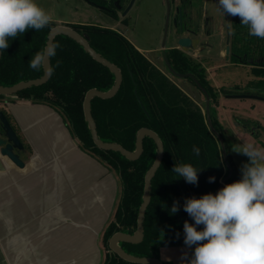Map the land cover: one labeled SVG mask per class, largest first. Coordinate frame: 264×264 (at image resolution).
<instances>
[{
  "label": "trees",
  "instance_id": "obj_1",
  "mask_svg": "<svg viewBox=\"0 0 264 264\" xmlns=\"http://www.w3.org/2000/svg\"><path fill=\"white\" fill-rule=\"evenodd\" d=\"M89 2L107 6L105 0ZM109 16L118 19L116 12H110ZM231 23L234 30L232 46L237 52L245 46L249 51H264V39L250 36L248 28L240 24V17H232ZM57 26L51 22L39 31L29 29L9 40V47L1 51V87H13L44 76V69L33 71L29 61L47 46L48 36ZM65 26L87 35L93 50L117 66L123 76L121 87L113 98L96 97L92 100V115L99 139L135 152L137 133L148 128L163 143L164 158L152 180L150 204L144 218V240L140 244L120 243L129 255L160 259L162 248L186 246L183 224L186 220L194 224L183 208L186 199L216 194L226 184L242 178L234 169L229 146L226 145L229 134L218 119L215 104L218 105L219 94L209 87L210 82L205 79L199 64L178 49L163 52L162 65L169 72L167 76L160 66L152 63L118 31L98 25ZM53 43H59L61 47L51 59L49 80L14 96L18 100L49 106L59 113L83 152L118 176L120 197L101 236L103 264H134L112 252L109 241L114 234L133 235L137 230L145 177L157 157L156 143L146 137L143 154L137 161H130L119 152L98 148L85 120L83 105L90 90L110 91L116 76L73 38L58 35ZM57 61H60L59 66ZM256 73L264 78V69H258ZM184 79L204 91L205 111L174 81ZM254 86L264 93V80L255 82ZM4 98L6 96L0 95V99ZM228 139L232 138L229 136ZM194 147L199 148V156L194 154ZM185 163L199 170L198 184H189L172 172L176 164ZM210 177L215 180L209 182ZM175 202H178L179 211L173 214L170 210ZM202 229L203 225L197 226V230Z\"/></svg>",
  "mask_w": 264,
  "mask_h": 264
},
{
  "label": "crops",
  "instance_id": "obj_2",
  "mask_svg": "<svg viewBox=\"0 0 264 264\" xmlns=\"http://www.w3.org/2000/svg\"><path fill=\"white\" fill-rule=\"evenodd\" d=\"M56 24L98 25L123 34L87 21ZM172 48L178 47L158 51ZM4 104L30 152L24 168L0 171V264H103L101 236L119 198L117 178L83 152L51 107L15 96H6ZM194 248H162L160 260L177 264L170 249Z\"/></svg>",
  "mask_w": 264,
  "mask_h": 264
},
{
  "label": "clouds",
  "instance_id": "obj_3",
  "mask_svg": "<svg viewBox=\"0 0 264 264\" xmlns=\"http://www.w3.org/2000/svg\"><path fill=\"white\" fill-rule=\"evenodd\" d=\"M223 14L240 17L250 36L264 39V0H219ZM53 16L35 0H0V51L9 47V40L23 35L29 29L39 31L48 26ZM228 32L234 35L232 23ZM59 43H49L36 52L29 61L33 71H42L50 61ZM60 61H57L59 66ZM232 150L245 155L249 162L242 165V178L226 184L216 194L188 198L184 211L194 220L183 224L184 244L195 245L187 264H264V148L253 144L234 145ZM195 155L200 150L193 148ZM172 172L189 184H198V172L191 164H176ZM214 177L209 178L213 182ZM171 213L179 211L178 202ZM203 225L202 230L197 226Z\"/></svg>",
  "mask_w": 264,
  "mask_h": 264
},
{
  "label": "rangeland",
  "instance_id": "obj_4",
  "mask_svg": "<svg viewBox=\"0 0 264 264\" xmlns=\"http://www.w3.org/2000/svg\"><path fill=\"white\" fill-rule=\"evenodd\" d=\"M203 1V21L205 20V22L209 23L208 29L211 32H204L203 24L200 41L214 44L211 49H205L203 53L206 57L212 58L218 56L219 51H222L225 48L228 16L227 14L224 15L223 10L219 8V0ZM35 2L53 16L52 22L55 23L69 19L73 21H87L95 24H106L108 27L116 26L118 30L122 31L127 39L145 51L144 55L152 63L160 66L164 73L167 76L169 75V72L166 69L164 70L162 65V51H158L161 50L163 46L168 48L176 44L173 41L174 31L172 25L170 24L167 31L165 29L167 23V5L165 0H135L134 5L127 12V14L125 16L122 15L123 13L119 14L118 19L112 18L108 13L86 2L85 0H35ZM166 34L167 39L165 41ZM217 61H219V58ZM217 61L211 62L210 59L207 66L211 67L216 64L219 65L220 62ZM224 63L225 60L223 61V64ZM249 71V68H233L218 72L220 76H216L213 71L211 77L215 78V82L218 85H224L226 88H232V86L238 84V87L243 89L242 91L249 92L250 90L247 84L253 80ZM174 81L185 94L197 102L201 106L202 110L205 111V98L201 93H199L192 83L184 80ZM242 91L236 92L237 95ZM215 106L217 107L216 109L219 121L232 138V141L228 139L229 136L226 138V145L229 146V152L235 167L234 169L242 175V165L248 163L249 158L245 155L234 152L232 150L233 144L243 145L250 143L256 147L264 148V102L249 99L219 97L218 105L215 104ZM237 122L240 124H236ZM242 125L247 127L249 130L251 127L260 126L261 129L259 130V135L254 136L250 132L251 130H247ZM113 174L119 183L118 176L115 173ZM170 250L171 251L169 252H172L177 264H187L184 257L186 256L187 259H191L193 255V251L191 250L194 249H186L189 251L180 252L173 249Z\"/></svg>",
  "mask_w": 264,
  "mask_h": 264
},
{
  "label": "flooded vegetation",
  "instance_id": "obj_5",
  "mask_svg": "<svg viewBox=\"0 0 264 264\" xmlns=\"http://www.w3.org/2000/svg\"><path fill=\"white\" fill-rule=\"evenodd\" d=\"M107 6H99L101 8H105L106 10H102L106 13L116 12L117 15L125 12L127 7L129 6L131 0H105ZM167 5V23H166V31L168 30L170 24L172 25L174 34L181 33V36L190 38L191 40V47L190 48H181L174 40L175 45L183 54L191 58L194 62L199 64L200 70H204V77L207 81L210 82L209 87L217 92L219 97L229 98V96L237 95L236 92H240L243 89L239 88L238 84L232 86V88H226L224 85H218L215 82V78L211 77L212 72H215V75L218 76L221 71L229 70L233 68H249V74L253 77V80L247 84L249 88V92L242 91V95H257L262 96L264 94L258 88H255L254 83L258 81L264 80L261 76H257L256 71L258 69H264V51L257 50V51H249L248 46L240 47L239 51L237 52L236 49L232 46V35L228 32V27H226V38H225V48L222 51H219V55L216 57L208 58L203 53L205 49H211L214 44L204 43L201 42L200 36L202 33V25L204 24V32L210 33L211 31L208 29V22L203 21V12H204V1L203 0H165ZM118 7L120 9H118ZM228 16V14H227ZM231 15L228 16V23L232 21ZM213 33V30H212ZM212 35V34H211ZM167 39V34L165 35V41ZM244 44V43H243ZM219 46L218 44H216ZM246 45V44H245ZM163 48H165L163 46ZM172 49H165L161 52V58L163 56V52ZM219 58V61L217 59ZM211 62H220L223 65H214V66H207L208 61ZM216 59V60H215ZM220 76V75H219ZM184 81L190 82L187 79ZM195 86V85H194ZM196 87V86H195ZM196 89L201 93L203 96L204 91L198 87ZM232 89V90H231ZM239 93L238 95H241ZM261 93V94H260ZM264 97V96H262ZM254 101V100H253ZM0 171L6 170L9 166H12L14 169H22L15 166L7 157V155H3V150L5 149L6 145L8 144L9 138V130H12V135L16 140V149L12 152L17 155V157L24 162V156L26 153L30 152L27 148L22 134L16 125L14 118L11 116L9 111L7 110L6 105L4 104L5 98L0 99ZM206 102V100H205ZM259 102V101H258ZM200 106V105H199ZM201 107V106H200ZM217 108V107H216ZM5 118L7 120L4 121ZM8 124V126H6ZM240 124V123H236ZM241 126V125H239ZM244 126V125H242ZM245 127V126H244ZM249 130L247 127H245ZM261 129L260 126L251 127V133L256 136L259 135V130ZM25 164V162H24Z\"/></svg>",
  "mask_w": 264,
  "mask_h": 264
},
{
  "label": "water",
  "instance_id": "obj_6",
  "mask_svg": "<svg viewBox=\"0 0 264 264\" xmlns=\"http://www.w3.org/2000/svg\"><path fill=\"white\" fill-rule=\"evenodd\" d=\"M85 1L90 3L89 0H85ZM134 3H135V0H131L129 6L125 10V12H123V14H122L123 16H125L127 14V12L132 8ZM90 4H92V3H90ZM92 5H94L95 7L99 8V9L106 10L105 8H101L98 5H95V4H92ZM118 9H120V8L118 7ZM58 35H67V36L73 38L74 40H76L78 43H80L84 47V49L90 54V56L93 59H95L97 62L101 63L102 65L106 66L107 68H109L110 71L112 73H114L116 76L115 85L110 91L104 93V92L97 91L95 89L90 90L87 93L85 101H84V105H83L84 116H85L86 122L88 123V127L91 131L95 145L98 148L105 150V151L119 152L130 161H137L141 157V155L143 154V150H144L143 141L146 137L153 139L154 142L156 143L157 157H156L154 164L149 169V171L147 172L146 177H145L143 203L141 205V208H140V211L138 214L137 230L133 235H127V234H123V233L114 234L109 241V247H110L112 252L117 254L123 260L130 262V263H134V264H164L160 259L146 258V257L140 258V257H135L132 255H129L120 246V243H122V242H127V243H131V244H140L144 240V218L146 215L147 208L150 204V192H151L152 180L155 177L156 172L158 171L159 167L161 166L163 158H164L163 143H162L160 137L154 131H152L148 128H142L137 133L135 152L127 151L120 144H115V143L108 144V143L102 142L99 139L96 124H95V121H94V118L92 115V100L96 97H99L101 99L113 98L118 93V91L121 87L122 80H123L122 73L117 68V66L113 65L111 62L104 59L100 54H98L95 50H93V48L89 44V38L87 35H81L69 27L57 26V27L53 28L51 30L49 36H48L47 45L49 43H53L55 37ZM174 41L181 48H190L192 45L190 38H186V37L181 36V33L180 34H178V33L174 34ZM1 55H2V53L0 51V59H1ZM48 66H50V61L46 60L45 68H44V76L40 79L32 80V81H28V82H22V83H19L13 87H8V88H4V87L0 86V95L14 96L18 92H21L25 89L32 87V86H40V85L45 84L50 78V75L48 73ZM229 98H232V99H249V100L264 102V97L257 96V95H234V96H229ZM143 109L145 110L144 107H143ZM146 114H147V112H146ZM0 115H1V113H0ZM3 119H4V121L7 122V120L5 118H3ZM6 126H8V124ZM8 130H9V138H8L9 140H8V144L6 145L5 149L3 150V155H7L9 160L15 166H17L19 168H24L25 167L24 162L22 160H20L17 157V155H15L12 152L14 149H16V140H15L14 136L12 135V130L11 129H8Z\"/></svg>",
  "mask_w": 264,
  "mask_h": 264
}]
</instances>
